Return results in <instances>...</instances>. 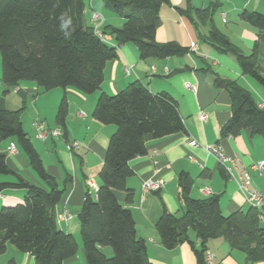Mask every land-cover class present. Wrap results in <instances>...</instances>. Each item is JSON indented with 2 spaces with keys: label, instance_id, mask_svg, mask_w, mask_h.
<instances>
[{
  "label": "trees",
  "instance_id": "trees-1",
  "mask_svg": "<svg viewBox=\"0 0 264 264\" xmlns=\"http://www.w3.org/2000/svg\"><path fill=\"white\" fill-rule=\"evenodd\" d=\"M184 2V7L174 9L191 21L198 37L203 39L200 24L211 20L216 6L196 8L191 0ZM102 3L123 19L119 27L102 26V32L111 36V43L100 39L93 26L85 23V0H0V82L3 85L0 143L12 139L15 148L18 145L23 151L28 166L48 186H37L25 180L8 166L6 154L0 152V174L14 178L0 181V192L7 188H22L27 192L23 202L0 209V254L10 244L30 254L36 264H64L78 250L72 234L58 227L56 216L72 177L66 173L60 186L46 171L22 126L20 114L24 105L12 110L5 104L4 96L9 89L22 81H31L39 93L54 88L94 93L100 90L106 62L116 58L118 48L127 43L137 48L141 59H165L190 53L189 47L175 40L159 42L155 39L160 7L163 3L170 4L169 0H102ZM239 17L256 29V40L249 54L243 53L213 25L206 40L218 52L232 54L242 74L264 90V75L258 63V44L264 42V13L243 9ZM210 73L214 87L224 89L230 99V116L220 128L221 137L235 136L248 128L251 135L264 138V104L237 80L222 78L213 70ZM66 114L67 101L63 96L55 120L65 140ZM91 114L101 124L115 125L116 130L109 138L98 172L99 186L94 194L86 189L77 213L87 264H152L146 254V242L137 234L130 209L118 202L113 191H124L125 201L130 203L133 190L126 185L127 178L133 174L130 160L146 154L147 141L185 132L177 101L167 92L149 91L136 80L114 94L101 91ZM220 173L228 177L223 167ZM177 182L182 213L175 215L163 208L155 223L156 233L165 248L172 249L186 242L196 264H207V242L222 238L231 248L241 250L248 263L264 261L262 210L249 206L245 211L225 215L218 195L190 197L192 179L188 173L181 171ZM190 230L198 243L189 238ZM104 247L111 248L110 255L104 253Z\"/></svg>",
  "mask_w": 264,
  "mask_h": 264
},
{
  "label": "crops",
  "instance_id": "crops-1",
  "mask_svg": "<svg viewBox=\"0 0 264 264\" xmlns=\"http://www.w3.org/2000/svg\"><path fill=\"white\" fill-rule=\"evenodd\" d=\"M169 2L170 4L167 5L170 6V11L165 18L161 15L160 7V24L156 29L155 39L159 42L175 40L185 47H189L193 42L195 49L190 53L165 59H141L137 48L133 44L127 43L118 48L116 58L106 62L100 90L87 97L73 88H54L39 95L34 82H23L12 89L18 96L17 106L15 108L8 106V99L5 102L7 108L12 110L19 109L23 105L26 108V98L30 97L35 115L32 122L35 119H40L46 127L51 128L46 123V118L41 116V103L50 102L51 106L56 107L57 110L61 98L63 96L66 98V140L63 137L60 141V137L39 139L48 145L49 149L50 145L52 146L50 151L47 146L43 149L47 152V159L45 156H41L42 152H39L41 151L39 146V151L36 149L46 171L56 180H64L66 173L72 177L58 205V212L66 210L71 214V218L59 220L57 225L64 232L72 234L77 242L78 250L74 256L67 258L64 264H87L79 233L77 213L83 202L86 189L93 192L92 183L96 187L99 186L98 172L103 163L109 138L116 130L115 125L101 124L92 117L93 107L101 91L114 94L129 83L138 80L151 92L169 93L177 101L179 112L184 121L185 132L147 141L146 154L130 160L129 165L133 174L126 180L127 187L133 190L130 203L125 201L124 191H113L118 202L130 209L137 234L144 238L146 254L152 264H196L188 243L184 242L172 249H167L161 244L155 230V223L163 208L175 215L182 213L177 182L178 174L181 171L188 173L192 179L190 197L199 199L218 195L223 214L227 215L236 210L245 211L250 206L239 191L236 181L221 175L222 165L218 163L213 154L205 150V145H218L226 155L236 156L242 167L250 174L252 187L258 190L264 198V172L259 175L251 168L252 164L264 160V138L259 135H251L248 128L242 129L235 136L221 137L220 128L230 116V99L224 89L214 87L210 72L213 70L222 78L237 80L257 98L255 90H252L254 85L249 76L242 74L232 54L218 52L206 40L210 25H213L243 53L249 54L256 40V29L242 21L239 13L243 9L260 10L258 7L262 1L191 0V4L196 8L216 6L211 20L200 24L199 31L203 39L198 37L196 28L191 21L174 9L175 6L184 7V0H169ZM88 13L89 17L87 18L86 14ZM93 13H97L103 18L101 28L105 24L118 27L122 23L120 17H116L112 12L104 14L99 6L89 0L88 7L85 4L83 12L87 25L93 26L94 23L91 20ZM170 24L173 25L170 26ZM258 55L260 71L264 75V42L258 44ZM126 65L132 67V72L129 75L124 72ZM185 83H190L195 87V90L187 88ZM261 98L257 100L264 104L263 98L262 100ZM83 102L88 103L87 112L82 107ZM200 112L206 114L205 120L199 118ZM71 113H74L75 117ZM80 113H84V115L80 116ZM57 126L61 128L60 125L57 124ZM190 138L195 139L198 145H188L186 141ZM7 140L9 142L2 148V144ZM72 141L79 143L73 152L66 146L67 142ZM12 143L10 138L0 143V152L6 154L8 166L31 184L48 188L28 166L26 159L21 157L17 147L15 152L9 151ZM156 178L163 180L161 188L142 191L144 180ZM0 181L11 180L7 177L6 179L0 178ZM205 188H209L210 193H205ZM17 190L18 188H7L0 192V203L3 206L13 205L27 194L26 191L24 193ZM261 223L264 225V206ZM189 238L198 243V239L191 230ZM206 245V251L212 255L211 263L207 264H264V261L248 263L241 250L231 248L222 238L210 239ZM107 250V247L103 248L104 253H107ZM0 264L36 263L30 254L20 252L8 244L5 252L0 254Z\"/></svg>",
  "mask_w": 264,
  "mask_h": 264
},
{
  "label": "built area",
  "instance_id": "built-area-1",
  "mask_svg": "<svg viewBox=\"0 0 264 264\" xmlns=\"http://www.w3.org/2000/svg\"><path fill=\"white\" fill-rule=\"evenodd\" d=\"M91 20L94 23V33L103 41L111 43V36L109 34H104L101 30L103 18L97 13H93ZM189 49L190 51H193L195 49V44L193 42L190 43ZM124 72L126 75H129L132 72V67L130 65H126L124 67ZM185 86L187 88L195 90V87L192 86L190 83H185ZM83 115L84 113H80V116ZM198 116L201 120L206 119L205 113L200 112ZM32 125L34 128L35 137L40 140H46L49 137H59L62 134L60 129H51L46 127L45 123L40 119H35L32 122ZM186 143L190 146L198 145L197 141L193 138L188 139ZM66 146L69 150H71L72 148H77L79 146V143H77L76 141H72L67 143ZM204 148L206 151L216 157L218 163L222 165V167L225 169V172L228 177L236 181L237 187L246 199L247 203L250 206L257 208L258 210H262L264 206V198L258 190L252 187L251 176L248 171L242 167L239 159L236 156L226 155L218 145H205ZM9 151L11 153L16 151V148L13 144L10 145ZM251 168L255 170L259 175H262L264 172V160L252 164ZM163 183V180L160 178L146 179L142 182V191L157 190L163 186ZM96 188L97 187L92 183L93 192L96 191ZM204 192L210 193V189L205 188ZM56 216L58 221L71 218V214L66 210H61L60 212H57ZM205 259L207 263H211L212 261V255L208 251L205 252Z\"/></svg>",
  "mask_w": 264,
  "mask_h": 264
},
{
  "label": "rangeland",
  "instance_id": "rangeland-1",
  "mask_svg": "<svg viewBox=\"0 0 264 264\" xmlns=\"http://www.w3.org/2000/svg\"><path fill=\"white\" fill-rule=\"evenodd\" d=\"M262 1V3L260 4V6L258 7L260 10H258V11H260V12H262V13H264V0H261ZM88 2H89V0H85V4L87 5V7H88ZM92 2L95 4V5H97V6H99V8H101L102 9V11H103V13L104 14H107V13H111V11L110 10H108V9H106L104 6H103V3H102V0H92ZM104 7V8H103ZM168 11H170V6L169 5H167V4H162L161 5V15L165 18V16L168 14ZM114 14V13H113ZM114 15H116V14H114ZM86 17L88 18L89 17V13L88 14H86ZM116 17H119V16H117L116 15ZM121 18V17H120ZM121 20H122V23H123V19L121 18ZM122 23H120V25L119 26H121L122 25ZM165 23H167V22H165ZM171 25H173V24H170V26ZM118 26V27H119ZM0 78H1V60H0ZM250 79V81H252V84L254 85V89H252V90H255L254 92H256L255 94H256V96H257V99H259L260 97H262L263 98V101H264V91H263V89L260 87V85L259 84H257V82H255L252 78H249ZM23 82H31V81H22L21 83H23ZM255 87H256V89H255ZM61 89V88H60ZM2 90H3V85L1 84V82H0V96H1V92H2ZM10 91H9V93L6 95L7 96V98L5 97V102L7 101V99H8V106H11V107H13V108H15V106H17V101H18V96H17V93H15L11 88L9 89ZM258 92V93H257ZM43 94L44 93H46V92H42ZM48 93V92H47ZM39 95H42L41 93L39 94ZM84 95H86V97L87 96H89V95H91V94H84ZM92 95H94V94H92ZM262 98H261V100H262ZM13 102V103H12ZM31 101H30V97H27L26 98V108H24L22 111H21V115H20V118H21V121H22V125H23V128H24V130L27 132V134H28V136H29V138H30V141H31V143L33 144V146L35 147V149H37L38 150V146L40 147V149H41V151H39V152H42L41 153V156H45L46 157V159H47V152H45L43 149H44V147H46L47 146V148L49 149V147H48V145H45V143H43V142H41L39 139H36L35 137H34V128L32 129V127H33V125H32V127H31V122H32V120L35 118L34 116V108H33V103H30ZM82 107H83V109L85 110V112H87V110H88V103H85V102H83L82 103ZM20 105H19V102H18V107H19ZM39 106V105H38ZM41 107H42V117H44V119L46 120V123L51 127V128H56V129H60L61 130V128L59 127V126H57V123H55V120H54V118H55V116H56V113L55 112H57V110H56V107L55 108H53L52 106H51V104H50V102H46V101H44V102H42L41 103ZM71 115L72 116H74V113L72 114L71 113ZM75 117V116H74ZM62 139V136L60 137V139H59V141ZM9 142V140H7L6 142H4L3 144H2V148L7 144ZM17 148H18V151H19V153H20V155H21V157H24L25 159H26V157H25V155H24V153H23V151L19 148V146L17 145ZM52 148V146L50 145V149ZM50 149H49V151H50ZM45 160V159H44ZM10 178V180L12 181L14 178L12 177V176H10V175H5V174H0V178L1 179H6V178ZM28 178V177H27ZM62 181L63 180H58L57 179V182L59 183V185L61 186V184H62ZM17 191H23L24 193H25V189H20V188H18V190ZM93 193V192H92ZM25 196V195H24ZM24 196L20 199V201L19 202H23V200H24ZM19 202H17V203H19ZM16 204V203H15ZM14 205V204H13ZM3 205L0 203V209H1V207H2ZM8 206H11V205H8ZM107 253H105V254H107V255H110L111 254V248H109V247H107Z\"/></svg>",
  "mask_w": 264,
  "mask_h": 264
}]
</instances>
